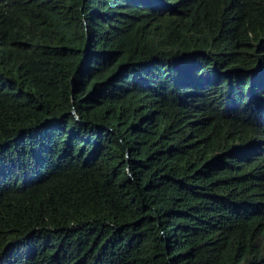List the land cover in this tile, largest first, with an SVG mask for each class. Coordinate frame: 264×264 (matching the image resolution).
<instances>
[{
	"label": "trees",
	"instance_id": "16d2710c",
	"mask_svg": "<svg viewBox=\"0 0 264 264\" xmlns=\"http://www.w3.org/2000/svg\"><path fill=\"white\" fill-rule=\"evenodd\" d=\"M0 264H264V0H0Z\"/></svg>",
	"mask_w": 264,
	"mask_h": 264
}]
</instances>
